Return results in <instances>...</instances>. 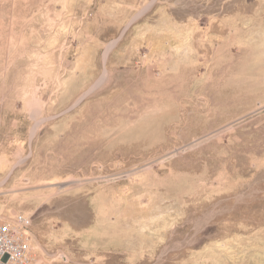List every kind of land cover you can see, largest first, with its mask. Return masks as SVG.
Wrapping results in <instances>:
<instances>
[{
	"label": "rangeland",
	"instance_id": "374dc122",
	"mask_svg": "<svg viewBox=\"0 0 264 264\" xmlns=\"http://www.w3.org/2000/svg\"><path fill=\"white\" fill-rule=\"evenodd\" d=\"M71 199L88 243V201L111 200L120 247L46 240ZM19 213L33 264H264V0H0V216Z\"/></svg>",
	"mask_w": 264,
	"mask_h": 264
},
{
	"label": "crops",
	"instance_id": "0c3cea01",
	"mask_svg": "<svg viewBox=\"0 0 264 264\" xmlns=\"http://www.w3.org/2000/svg\"><path fill=\"white\" fill-rule=\"evenodd\" d=\"M49 200V199H48ZM111 200L106 201H98L95 200L93 202V199L89 202V204H92V207L94 210H92V208L90 207L89 210L92 211V215H93V211H94V215L96 216L97 214L100 215L102 222L99 224H97L98 231L100 228V233H101V238H97L95 237L94 240H88L86 241V236L84 231L86 230L85 228L89 226L90 222L88 223L89 220V216H88V208H86V203H83L81 205H77L75 206L74 203L72 202V199L70 202H66V203H62L59 200H54L53 205L50 206L51 208L46 209L41 215L40 218L43 220V224L45 223H61L62 225H59V229L60 233L58 238H52L51 233L47 232H43V234L46 235L47 238H45L46 240H50L53 243H59V242H63V241H70L71 239L76 238L77 242L79 243V246H82L84 249H86V247H91V245H95L93 242L99 241L101 240V246L104 247H110L108 250L112 249V245H115L116 248H119L120 246L118 245V240L117 238L120 237L121 235V225H119V223L117 222V220H113L111 221V215H113L115 213V211H117V208H113L114 212L112 213L111 210ZM113 203H116L115 201H113ZM94 216V217H95ZM30 217V216H29ZM39 218V219H40ZM34 221V220H33ZM88 223V225H87ZM93 224V223H92ZM36 226H32L31 228V233L34 236L33 239V243H32V247H33V251H34V258H36L37 255V250L36 248L38 245V241L37 239L35 240V230L33 232V229ZM75 230V232H77V235L75 236V233L72 231V229ZM78 228V229H76ZM36 229V228H35ZM85 229V230H84ZM88 230V229H87ZM37 233H40V229L37 228L36 230ZM56 236L58 235V233L55 234ZM53 240V241H52ZM50 242V243H51ZM104 242H108L111 243L112 245H102ZM98 244V243H97ZM96 248V245H95ZM94 248V249H95ZM102 248V249H103ZM105 250V249H104Z\"/></svg>",
	"mask_w": 264,
	"mask_h": 264
},
{
	"label": "built area",
	"instance_id": "2783aa9c",
	"mask_svg": "<svg viewBox=\"0 0 264 264\" xmlns=\"http://www.w3.org/2000/svg\"><path fill=\"white\" fill-rule=\"evenodd\" d=\"M33 218L19 213L5 219L0 216V264H33Z\"/></svg>",
	"mask_w": 264,
	"mask_h": 264
},
{
	"label": "bare ground",
	"instance_id": "6f19581e",
	"mask_svg": "<svg viewBox=\"0 0 264 264\" xmlns=\"http://www.w3.org/2000/svg\"><path fill=\"white\" fill-rule=\"evenodd\" d=\"M115 44L109 46V48L106 50V56L108 55V53L113 49Z\"/></svg>",
	"mask_w": 264,
	"mask_h": 264
}]
</instances>
